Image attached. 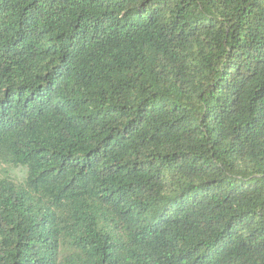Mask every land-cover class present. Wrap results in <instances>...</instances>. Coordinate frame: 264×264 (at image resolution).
<instances>
[{
  "label": "trees",
  "instance_id": "trees-1",
  "mask_svg": "<svg viewBox=\"0 0 264 264\" xmlns=\"http://www.w3.org/2000/svg\"><path fill=\"white\" fill-rule=\"evenodd\" d=\"M0 264H264V0H0Z\"/></svg>",
  "mask_w": 264,
  "mask_h": 264
},
{
  "label": "clouds",
  "instance_id": "clouds-1",
  "mask_svg": "<svg viewBox=\"0 0 264 264\" xmlns=\"http://www.w3.org/2000/svg\"><path fill=\"white\" fill-rule=\"evenodd\" d=\"M30 178V169L27 165L5 164L0 172V179H6L14 183L17 187H23Z\"/></svg>",
  "mask_w": 264,
  "mask_h": 264
}]
</instances>
